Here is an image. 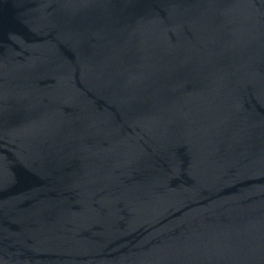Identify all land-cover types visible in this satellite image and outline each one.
<instances>
[{
    "label": "water",
    "instance_id": "1",
    "mask_svg": "<svg viewBox=\"0 0 264 264\" xmlns=\"http://www.w3.org/2000/svg\"><path fill=\"white\" fill-rule=\"evenodd\" d=\"M0 264H264V0H0Z\"/></svg>",
    "mask_w": 264,
    "mask_h": 264
}]
</instances>
